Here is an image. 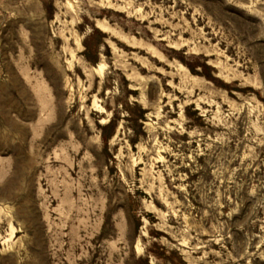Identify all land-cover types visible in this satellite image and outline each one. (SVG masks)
<instances>
[{
  "label": "rangeland",
  "instance_id": "rangeland-1",
  "mask_svg": "<svg viewBox=\"0 0 264 264\" xmlns=\"http://www.w3.org/2000/svg\"><path fill=\"white\" fill-rule=\"evenodd\" d=\"M0 264H264V0H0Z\"/></svg>",
  "mask_w": 264,
  "mask_h": 264
},
{
  "label": "bare ground",
  "instance_id": "bare-ground-1",
  "mask_svg": "<svg viewBox=\"0 0 264 264\" xmlns=\"http://www.w3.org/2000/svg\"><path fill=\"white\" fill-rule=\"evenodd\" d=\"M97 27H99V28H101V29H103V30H107V28H108V26H107V23H105V22H103V21H99L98 23H97ZM99 67V66H98ZM101 68V67H100ZM99 68V69H100ZM101 70V69H100ZM102 71V70H101ZM98 72H100V71H98Z\"/></svg>",
  "mask_w": 264,
  "mask_h": 264
}]
</instances>
